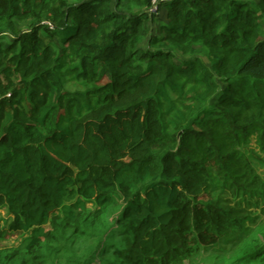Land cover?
<instances>
[{
	"label": "trees",
	"instance_id": "1",
	"mask_svg": "<svg viewBox=\"0 0 264 264\" xmlns=\"http://www.w3.org/2000/svg\"><path fill=\"white\" fill-rule=\"evenodd\" d=\"M110 1L0 0V241L119 196L122 264H184L246 227L218 196L253 190L238 147L264 141V0H172L165 19Z\"/></svg>",
	"mask_w": 264,
	"mask_h": 264
},
{
	"label": "rangeland",
	"instance_id": "2",
	"mask_svg": "<svg viewBox=\"0 0 264 264\" xmlns=\"http://www.w3.org/2000/svg\"><path fill=\"white\" fill-rule=\"evenodd\" d=\"M67 4H76L80 0H64ZM110 8L120 12L144 10L128 1H110ZM162 11H166L163 6ZM157 16L151 21L155 33H163ZM264 35V20H261ZM28 23H21L26 28ZM9 35H7V38ZM208 51L198 45L196 56L209 63ZM65 87L70 91L82 89L80 82L70 77L65 78ZM214 98L212 103L216 102ZM238 150L252 167L251 192L245 196H236L232 188H226L218 198L224 204L245 207L246 212L240 218L246 227L233 232L220 244L205 248L193 259L184 264H264V141L258 130L243 140ZM250 173V172H249ZM74 201H71V204ZM126 201L117 196V200L101 208L89 203L85 211L73 210L77 220L68 218L59 211L48 225L49 236L40 244L32 245L30 234L7 231L6 237L0 241V264H86L94 261L98 264H122V253L128 248L122 217ZM12 215L6 206H0V225L8 229ZM255 247L260 253L255 254ZM95 264V263H92Z\"/></svg>",
	"mask_w": 264,
	"mask_h": 264
},
{
	"label": "built area",
	"instance_id": "3",
	"mask_svg": "<svg viewBox=\"0 0 264 264\" xmlns=\"http://www.w3.org/2000/svg\"><path fill=\"white\" fill-rule=\"evenodd\" d=\"M170 1L172 0H151V3L148 7L149 13L151 15H159L161 13L162 6Z\"/></svg>",
	"mask_w": 264,
	"mask_h": 264
},
{
	"label": "crops",
	"instance_id": "4",
	"mask_svg": "<svg viewBox=\"0 0 264 264\" xmlns=\"http://www.w3.org/2000/svg\"><path fill=\"white\" fill-rule=\"evenodd\" d=\"M166 12H167V8H166V11H162L161 10V16H162V19H165V14H166ZM160 24V23H159ZM160 26H161V28H162V25L160 24ZM163 30V29H162Z\"/></svg>",
	"mask_w": 264,
	"mask_h": 264
}]
</instances>
